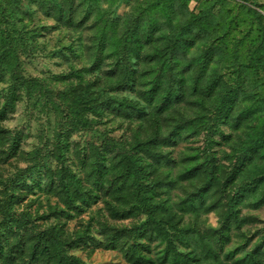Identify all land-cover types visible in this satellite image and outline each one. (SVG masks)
<instances>
[{"label": "trees", "instance_id": "16d2710c", "mask_svg": "<svg viewBox=\"0 0 264 264\" xmlns=\"http://www.w3.org/2000/svg\"><path fill=\"white\" fill-rule=\"evenodd\" d=\"M190 1L0 0V264H87L76 251L97 248L123 264H264V234L229 246L256 221L243 207L264 206V61L251 87L240 63L216 69L227 32L205 31L224 0H198L201 16ZM42 56L63 71L28 73ZM23 101L52 117L27 152L7 126ZM211 212L219 225L199 226Z\"/></svg>", "mask_w": 264, "mask_h": 264}, {"label": "rangeland", "instance_id": "374dc122", "mask_svg": "<svg viewBox=\"0 0 264 264\" xmlns=\"http://www.w3.org/2000/svg\"><path fill=\"white\" fill-rule=\"evenodd\" d=\"M132 0H120V7L118 9V14H121L127 3ZM215 0H212L213 4ZM255 2H262L263 9H260L262 15H264V0H255ZM210 5V4H209ZM253 3L248 0H224L222 3H217L212 9V14L210 17L209 28L205 31L208 35L213 36L214 34L222 35L227 32L225 41L228 42V50H217L218 53L216 60H223L222 64L217 63L216 69H221L222 67L228 66L230 63L235 65L241 64L244 68V83L247 86H252L255 82V78L252 72L247 66L251 61L257 60L259 62L264 61V55L262 48L264 47V19L258 17L256 14H252L249 8L252 7ZM128 6L126 7V10ZM205 8L201 7V2L198 0H191L189 3V10L201 16ZM48 26L53 24L52 20L45 21ZM229 27L227 28V24ZM52 35V33H48ZM55 38V36H52ZM204 42V41H202ZM234 43V44H233ZM236 48L235 50H233ZM200 52V49L198 53ZM25 68L28 73L32 75L39 76H51L54 74H59L63 71L64 66L58 59H49L47 57H38L36 59H26ZM221 71H225L223 68ZM262 73L260 74V76ZM224 80L228 84H233V80L229 77H224ZM260 84V82H258ZM260 98H264V94L260 92ZM52 124V117L44 118L42 115L36 111V109L29 106L26 101H23L15 114H12L7 122V126L11 129H17L22 136V148L25 152L31 151L39 143L38 135L42 129L48 132L47 127ZM101 131H104L106 126H101ZM121 134L117 129L113 131L111 135ZM91 138L89 133L85 137H75L72 141H82ZM198 144V143H197ZM195 144L194 146H199ZM184 146H190L187 142ZM227 150H229L227 148ZM180 195V194H177ZM177 198V197H176ZM178 199V198H177ZM101 207V206H100ZM95 215L97 216L99 212V207H94ZM242 214L249 217H254L256 221L254 224L249 222V225H245L237 238H233V242L229 245L240 244L245 246L246 249H250L252 245L258 241V239L264 234V206L258 209H252L249 207H243ZM86 219L89 216L85 215ZM80 223V218L69 222L68 228L75 230L77 224ZM219 225L218 215L214 212L204 215L200 219L199 226L205 227H217ZM247 237H242V232L248 231ZM77 254L83 259L87 264H123L124 258L120 253L115 251H106L100 248L95 250L86 251L78 249Z\"/></svg>", "mask_w": 264, "mask_h": 264}]
</instances>
